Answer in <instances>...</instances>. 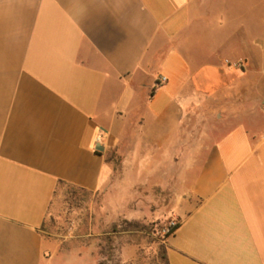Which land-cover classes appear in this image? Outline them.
Instances as JSON below:
<instances>
[{
    "label": "crops",
    "instance_id": "crops-1",
    "mask_svg": "<svg viewBox=\"0 0 264 264\" xmlns=\"http://www.w3.org/2000/svg\"><path fill=\"white\" fill-rule=\"evenodd\" d=\"M126 141L179 168L168 264H264V0H0V264L64 259L59 185L98 191Z\"/></svg>",
    "mask_w": 264,
    "mask_h": 264
},
{
    "label": "rangeland",
    "instance_id": "rangeland-1",
    "mask_svg": "<svg viewBox=\"0 0 264 264\" xmlns=\"http://www.w3.org/2000/svg\"><path fill=\"white\" fill-rule=\"evenodd\" d=\"M253 75L260 83V75ZM200 114L193 115L192 128L205 126ZM196 131V135L184 137L190 144L200 141V130ZM186 154L187 160L198 155L195 151ZM147 156L149 153H144L140 161ZM109 158L112 170L98 191L59 185L42 226L46 237L58 242L54 253L64 257L56 264H99L104 259L106 264H168L164 230L173 218L161 209L176 194L179 168L167 157L158 167L137 164L130 141L122 145V152L114 151ZM136 176L146 177V184L131 187L129 177ZM131 194L139 198L128 199ZM129 203L139 205V218L126 217Z\"/></svg>",
    "mask_w": 264,
    "mask_h": 264
},
{
    "label": "built area",
    "instance_id": "built-area-1",
    "mask_svg": "<svg viewBox=\"0 0 264 264\" xmlns=\"http://www.w3.org/2000/svg\"><path fill=\"white\" fill-rule=\"evenodd\" d=\"M166 80H167V77L166 76H161L160 83L165 82ZM178 223L179 222H178L177 219H175V218L171 219L169 221V224L166 226V228L164 230L165 234L168 233V232H170L172 230V228L176 227V225H178Z\"/></svg>",
    "mask_w": 264,
    "mask_h": 264
},
{
    "label": "trees",
    "instance_id": "trees-1",
    "mask_svg": "<svg viewBox=\"0 0 264 264\" xmlns=\"http://www.w3.org/2000/svg\"><path fill=\"white\" fill-rule=\"evenodd\" d=\"M63 184H67V185L70 186V187H77V186H75V185L68 184V183H63ZM79 188H80V187H79ZM82 189H83V188H82ZM126 222H128V221L126 220ZM117 226H118L117 224L114 225V231L117 230V229H116ZM178 226H179V223H178V225H176V227L172 228V230H171L170 232L166 233V238H168L171 234H173V233L175 232V230L178 228ZM166 251H167V245H166ZM165 257H166V259H167V253L165 254ZM167 262H168V259H167ZM99 264H106V259L102 260Z\"/></svg>",
    "mask_w": 264,
    "mask_h": 264
}]
</instances>
